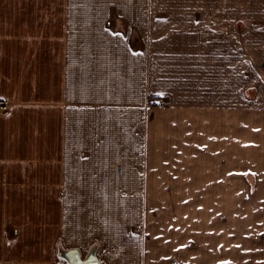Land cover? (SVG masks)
Instances as JSON below:
<instances>
[{
	"label": "rangeland",
	"instance_id": "rangeland-1",
	"mask_svg": "<svg viewBox=\"0 0 264 264\" xmlns=\"http://www.w3.org/2000/svg\"><path fill=\"white\" fill-rule=\"evenodd\" d=\"M70 1L38 25L86 70L106 177L61 227L0 225V264H264V0Z\"/></svg>",
	"mask_w": 264,
	"mask_h": 264
},
{
	"label": "crops",
	"instance_id": "crops-1",
	"mask_svg": "<svg viewBox=\"0 0 264 264\" xmlns=\"http://www.w3.org/2000/svg\"><path fill=\"white\" fill-rule=\"evenodd\" d=\"M75 8L70 0H0V100L10 104L0 114V225L19 241L28 224L45 231L51 214L61 227L69 197L93 198L106 177V163L82 156L93 154L91 126L83 127L94 110L86 70L71 62L60 31L38 25L67 23Z\"/></svg>",
	"mask_w": 264,
	"mask_h": 264
},
{
	"label": "water",
	"instance_id": "water-1",
	"mask_svg": "<svg viewBox=\"0 0 264 264\" xmlns=\"http://www.w3.org/2000/svg\"><path fill=\"white\" fill-rule=\"evenodd\" d=\"M74 254V255H71ZM65 256L70 260L72 264H101L99 259L94 254L88 255L86 258L83 259L81 253L76 250H69L65 253Z\"/></svg>",
	"mask_w": 264,
	"mask_h": 264
},
{
	"label": "built area",
	"instance_id": "built-area-1",
	"mask_svg": "<svg viewBox=\"0 0 264 264\" xmlns=\"http://www.w3.org/2000/svg\"><path fill=\"white\" fill-rule=\"evenodd\" d=\"M10 104L5 100H0V113H5L9 110Z\"/></svg>",
	"mask_w": 264,
	"mask_h": 264
},
{
	"label": "snow or ice",
	"instance_id": "snow-or-ice-1",
	"mask_svg": "<svg viewBox=\"0 0 264 264\" xmlns=\"http://www.w3.org/2000/svg\"><path fill=\"white\" fill-rule=\"evenodd\" d=\"M71 255H74V254H71Z\"/></svg>",
	"mask_w": 264,
	"mask_h": 264
}]
</instances>
